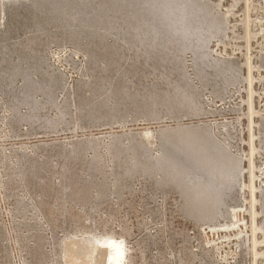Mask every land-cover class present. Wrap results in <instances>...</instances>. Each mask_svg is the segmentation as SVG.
Returning a JSON list of instances; mask_svg holds the SVG:
<instances>
[{
  "label": "rangeland",
  "instance_id": "374dc122",
  "mask_svg": "<svg viewBox=\"0 0 264 264\" xmlns=\"http://www.w3.org/2000/svg\"><path fill=\"white\" fill-rule=\"evenodd\" d=\"M6 1L0 0V264H101L102 240L122 242V264H264V0H159L158 3L156 0L146 5L139 0H8V4ZM117 7L122 11L118 15ZM204 11L210 14L207 16ZM154 12L163 13L160 16L164 20L159 14L158 18L154 16ZM199 22L202 27L197 25ZM107 23L112 29L105 26ZM133 24L141 26L135 30ZM198 26L207 29V33ZM199 35L202 38L195 39ZM176 111L185 113L178 115ZM177 129H182L180 135ZM180 140L183 149L184 146L190 149L183 152V175L173 174L169 179L160 170L163 168L160 161L166 148ZM192 150L198 154L190 153ZM208 165L212 169L207 171ZM192 166L199 174L203 170L204 175H199ZM209 174L217 177L216 181ZM205 182L208 184L204 185ZM76 254L78 257L73 256Z\"/></svg>",
  "mask_w": 264,
  "mask_h": 264
},
{
  "label": "bare ground",
  "instance_id": "6f19581e",
  "mask_svg": "<svg viewBox=\"0 0 264 264\" xmlns=\"http://www.w3.org/2000/svg\"><path fill=\"white\" fill-rule=\"evenodd\" d=\"M3 1H4V0H3ZM5 1H6V0H5ZM7 1H8V0H7ZM7 1H6V3H7ZM16 1H17V0H16ZM46 1H47V0H46ZM49 1H51V0H49ZM53 1H54V0H53ZM55 1H56V0H55ZM59 1H61V0H59ZM63 1H64V0H63ZM68 1H69V0H68ZM94 1H95V0H94ZM116 1L118 2V0H116ZM116 1H114V3H115ZM121 1H122V0H121ZM124 1H125V0H124ZM129 1H130V0H129ZM132 1H133V0H132ZM139 1H141V2L144 3L145 5H146V4H153L154 1L156 2V0H139ZM161 1H162V0H161ZM161 1H160V2H161ZM163 1H166V0H163ZM167 1H168V0H167ZM167 1H166V2H167ZM175 1H176V0H175ZM179 1H181V0H179ZM12 2H13V1H12ZM14 2H15V1H14ZM17 2H18V1H17ZM17 2H16V3H17ZM64 2H65V1H64ZM72 2H73V1H72ZM76 2H77V1H76ZM85 2H86V1H85ZM91 2H92V0H91ZM107 2H108V0H107ZM110 2H111V1H110ZM117 2H116V4H117ZM126 2H127V0H126ZM141 2H140V3H141ZM158 2H159V0L157 1V3H158ZM177 2H178V1H177ZM177 2H176V4H178ZM2 3H3V2H2ZM6 3H5V4H6ZM54 3H55V2H54ZM54 3H53V4H54ZM86 3H87V2H86ZM101 3H102V2H101ZM129 3H130V2H129ZM136 3H137V1H136ZM163 3H165V2H163ZM163 3H160V4H163ZM172 3H173V1H172ZM172 3H171V4H172ZM179 3H180V2H179ZM7 4H8V3H7ZM25 4H26V3H25ZM31 4H32V3H31ZM55 4H56V3H55ZM57 4H58V3H57ZM59 4H60V3H59ZM59 4H58V6H59ZM84 4H85V3H84ZM99 4H100V3H99ZM105 4H107V3H104L103 5H105ZM112 4H113V3H112ZM116 4H115V5H116ZM119 4H120V2H119ZM121 4L124 6L123 3H121ZM131 4H132V3H131ZM171 4H169V6H170ZM183 4H184V3H183ZM192 4H193V3H191V5H192ZM197 4H198V3H197ZM3 5H4V4H3ZM14 5H15V3H14ZM50 5H51V4H50ZM67 5H68V3H67ZM67 5H66V7H67ZM88 5H89V4H88ZM90 5H91V4H90ZM90 5H89V6H90ZM113 5H114V4H113ZM127 5H128V4H127ZM136 5H137V7H139L138 4H135L134 6H136ZM139 5H140V4H139ZM164 5H166V4H164ZM174 5H175V2H174V4L171 5V6H174ZM193 5H194V4H193ZM193 5H192V6H193ZM202 5H203V4H202ZM37 6H38V5H37ZM70 6H72V4H71ZM73 6H74V5H73ZM75 6H76V5H75ZM79 6H81V1H80V5H79ZM82 6H83V5H82ZM100 6H102V4H101ZM105 6H106V5H105ZM147 6H148V7H149V6L151 7V5H147ZM154 6H155V5H154ZM154 6H153V7H154ZM156 6H158V5H156ZM156 6H155V7H156ZM177 6H178V5H177ZM194 6H196V4H195ZM198 6H199V4H198ZM204 6H205V5H204ZM18 7H19V6H18ZM39 7H40V6H39ZM51 7H52V6H51ZM51 7H50V9H51ZM55 7H56V6H55ZM64 7H65V6H64ZM68 7H69V6H68ZM77 7H78V6H77ZM84 7H87V6H84ZM90 7H91V6H90ZM109 7H111V6H109ZM109 7H107V8L109 9ZM119 7H120V6H119ZM119 7H117V9H118ZM124 7H126V5H125ZM128 7H129V6H128ZM130 7H131V6H130ZM140 7H143V6H140ZM163 7H164V6H163ZM165 7H166V6H165ZM179 7H180V6H179ZM186 7H187V6H186ZM206 7H207V6H206ZM206 7H205V8H206ZM2 8H3V7H2ZM9 8H11V7H9ZM42 8H43V7H42ZM45 8H46V7H45ZM81 8H82V7H81ZM87 8H88V7H87ZM87 8H86V9H87ZM92 8H93V7H92ZM98 8H99V7H98ZM101 8H102V7H101ZM104 8H106V7H104ZM156 8H157V7H156ZM158 8H159V7H158ZM158 8H157V9H158ZM173 8H174V7H173ZM176 8H177V7H176ZM176 8H175V9H176ZM187 8H188V7H187ZM195 8H197V7H195ZM207 8H208V7H207ZM24 9H25V8H24ZM57 9H58V8H57ZM64 9H65V8H64ZM67 9H68V8H67ZM69 9H70V8H69ZM79 9H80V8H79ZM95 9H97V8H95ZM114 9H116V8H114ZM121 9H122V8H121ZM125 9H126V8H125ZM142 9H143V8H142ZM160 9H161V8H159V11H160ZM162 9H163V8H162ZM177 9H178V8H177ZM180 9H181V8H180ZM197 9H199V8H197ZM55 10H56V9H55ZM65 10H66V9H65ZM102 10H103V9H102ZM102 10H101V11H102ZM105 10H106V9H105ZM127 10H128V9H127ZM127 10H125V11H127ZM129 10H130V9H129ZM132 10H133V9H132ZM138 10H139V9H138ZM148 10H149V9H148ZM165 10L167 11L168 9H165ZM165 10H164V11H165ZM173 10H174V9H173ZM189 10H191V9L189 8ZM194 10H195V9H194ZM204 10H205V9H204ZM11 11H13V10H11ZM48 11H49V10H48ZM58 11H59V10H58ZM61 11H62V9H61ZM71 11H72V10H71ZM80 11H81V10H80ZM80 11H79V12H80ZM83 11H84V10H83ZM85 11H86V13H87L88 10H85ZM93 11H94V10H93ZM97 11H98V10H96V12H97ZM118 11H119V12H118L116 15H118L119 13L122 12V11L119 10V9H118ZM120 11H121V12H120ZM139 11H140V10H139ZM161 11H162V10H161ZM164 11H162V12L165 14ZM170 11H171V10H170ZM174 11H175V10H174ZM182 11L185 12L184 10H182ZM195 11H196V10H195ZM197 11H199V10H197ZM34 12H35V11H34ZM46 12H47V11H46ZM64 12H65V11H64ZM67 12H68V11H67ZM79 12H78V13H79ZM98 12H99V11H98ZM104 12H105V11H104ZM109 12H110V10H109ZM109 12H108V13H109ZM128 12H129V11H128ZM128 12H127V13H128ZM130 12H131V11H130ZM130 12H129V13H130ZM134 12H135V11H134ZM146 12H147V11H146ZM157 12H158V11H157ZM179 12H180V11H179ZM189 12H190V11H189ZM192 12H193V11H192ZM204 12H206V11H204ZM41 13H42V12H40V14H41ZM56 13H57V12H56ZM59 13H60V12H59ZM81 13H82V12H81ZM90 13L92 14V12H90ZM99 13H100V12H99ZM106 13H107V11H106ZM106 13H104V14L106 15ZM108 13H107V14H108ZM113 13L115 14V12H113ZM113 13H112V14H113ZM131 13H132V12H131ZM163 13H162V14H163ZM170 13H171V12H169V14H170ZM187 13H188V12H185L184 15L187 16ZM199 13H201V11H199ZM199 13H198V14H199ZM48 14H49V13H48ZM61 14H62V13H61ZM71 14H72V13H71ZM74 14H75V13H73V15H74ZM87 14H89V12H88ZM102 14H103V13H102ZM114 14H113V15H114ZM135 14H136V13H135ZM139 14H140V13H138V15H139ZM143 14H144V13H143ZM148 14H151V13H148ZM158 14H159V13H158ZM158 14H156V13L154 12L153 15L157 17ZM160 14H161V13H160ZM160 14H159V16H160ZM162 14H161V15H162ZM166 14H167V13H166ZM181 14H182V13H181ZM192 14H193V13H192ZM208 14H210V13L208 12ZM208 14H207V12H206V15H207V16H208ZM42 15H45V14L42 13ZM64 15H65V14H64ZM79 15H81V14L79 13ZM94 15H95V12H94ZM125 15H128V14H125ZM125 15H124V16H125ZM146 15H147V14H146ZM172 15H173V14H172ZM174 15H175V14H174ZM174 15H173V16H174ZM182 15H183V14H182ZM184 15H183V16H184ZM206 15H205V16H206ZM81 16H82V15H81ZM87 16H88V15H87ZM87 16H86V17H87ZM96 16H98V15H96ZM102 16H103V15H102ZM114 16H115V15H114ZM132 16H133V15H132ZM134 16H135V15H134ZM134 16H133V18H134ZM139 16H141V14H140ZM143 16H144V15H143ZM150 16H151V15H150ZM150 16H149V17H150ZM159 16H158V17H159ZM175 16H176V15H175ZM178 16H179V15H178ZM188 16H189V15H188ZM188 16H187V17H188ZM190 16H191V14H190ZM193 16H194V18H195L197 15H196V16L193 15ZM203 16H204V15H203ZM207 16H206V17H207ZM212 16H213V15H212ZM62 17H63V16H62ZM65 17H66V16H65ZM67 17H68V16H67ZM89 17H90V16H89ZM89 17H88V18H89ZM91 17H92V16H91ZM91 17H90V18H91ZM93 17H95V16H93ZM104 17H105V16H104ZM116 17H117V16H116ZM116 17H115V19L117 20L118 18H116ZM128 17H129V16H128ZM144 17H146V16H144ZM158 17H157V18H158ZM160 17H162V16H160ZM166 17H167V20H169V19H168V14H167ZM169 17H170V15H169ZM184 17H185V16H184ZM184 17H183V18H184ZM187 17H186V18H187ZM206 17H205V18H206ZM210 17H211V16H210ZM214 17H215V16H214ZM35 18H36V17H35ZM42 18H43V17H42ZM57 18H58V17H57ZM68 18H69V17H68ZM83 18H84V17H83ZM96 18H98V17H96ZM106 18H108V17H106ZM119 18H121V17H119ZM138 18H139V17H137V21H138ZM147 18H148V17H147ZM147 18H146V20L149 19V18H148V19H147ZM162 18H163V17H162ZM173 18H174V17H173ZM181 18H182V17L180 16V19H181ZM190 18L193 19V17H190ZM190 18H189V20H191ZM196 18H198V17H196ZM196 18H195V19H196ZM205 18H204V19H205ZM24 19H25V18H24ZM45 19H46V18H45ZM72 19H73V18H72ZM111 19H113V17L111 18V16H110V20H111ZM115 19H114V21H116ZM121 19H122V18H121ZM121 19H120V20H121ZM129 19H130V18H129ZM135 19H136V18H135ZM135 19H134V20H135ZM159 19H160V18H159ZM171 19H172V18H171ZM171 19H170V22H171ZM174 19H175V18H174ZM199 19H201V18H199ZM202 19H203V18H202ZM207 19H209V18H207ZM25 20H26V19H25ZM32 20H33V19H32ZM32 20H31V21H32ZM35 20H36V19H35ZM48 20H49V19H48ZM75 20H76V19H75ZM99 20H100V18H99ZM103 20H104V19H103ZM103 20H101V21L103 22ZM132 20H133V19H132ZM132 20H131V21H132ZM141 20H142V18H141ZM146 20H144V21L146 22ZM153 20H156V18L153 19ZM153 20H152V21H153ZM163 20H164V18H163ZM163 20H162V21H163ZM165 20H166V19H165ZM183 20H184V22H186L185 19H183ZM187 20H188V19H187ZM193 20H194V19H193ZM28 21H29V19H28ZM69 21H70V20H69ZM72 21H74V20H72ZM91 21H92V19H91ZM91 21H90V22H91ZM95 21H96V20H95ZM97 21H98V20H97ZM101 21H100V23H101ZM104 21H105V20H104ZM112 21H113V20H112ZM114 21H113V23H114ZM124 21H125V20H124ZM124 21H123V22H124ZM127 21H128V20H127ZM127 21H126V22H127ZM137 21H136V22H137ZM144 21H143V22H144ZM148 21H149V20H148ZM176 21H177V20H176ZM207 21H208V20H207ZM107 22H108V20H107ZM109 22H110V21H109ZM118 22H119V21H118ZM123 22H122V23H123ZM126 22H125V24H127ZM133 22H134V21H133ZM140 22H141V21H140ZM143 22H142V23H143ZM145 22H144V25H146V24L148 25V23L146 22V24H145ZM149 22H150V21H149ZM157 22H158V20H157ZM157 22H156V23H157ZM160 22H161V21H160ZM160 22H159V24H160ZM166 22H167V21H166ZM173 22H175V21L173 20ZM188 22H189V21H188ZM188 22L186 23L187 25H188ZM191 22H192V21H191ZM214 22H215V21H214ZM57 23H58V22H57ZM59 23H60V22H59ZM67 23H68V22H67ZM69 23H70V22H69ZM72 23H73V22H72ZM72 23H71V24H72ZM81 23H82V22H81ZM86 23H87V22H86ZM86 23H85V25H86ZM91 23H92V22H91ZM94 23H95V22H94ZM113 23L110 22V24H113ZM119 23H120V22H119ZM128 23H129V22H128ZM138 23H139V22H138ZM153 23H154V22H153ZM168 23H169V22H168ZM168 23H166V24H168ZM177 23H178V22H177ZM196 23H198V22H196ZM196 23H195V24H196ZM208 23H209V22H208ZM83 24H84V22H83ZM89 24H90V23H89ZM108 24H109V23L105 24V26L108 25ZM114 24H115V23H114ZM116 24H117V22H116ZM129 24H130V23H129ZM139 24H140V23H139ZM149 24H150V23H149ZM166 24H165V25H166ZM180 24H181V23H178V24H176V25H177V26H180ZM191 24H192V23H191ZM191 24H190V25H191ZM193 24H194V23H193ZM193 24H192V25H193ZM210 24H212V23H210ZM215 24H216V23H215ZM72 25H73V24H72ZM77 25H78V24H77ZM94 25H95V24H94ZM99 25H101V24H99ZM103 25H104V24H103ZM123 25H124V24H123ZM133 25H134V24H133ZM142 25H143V24H142ZM147 25H146V26H147ZM155 25H156V24H155ZM155 25H154V26H155ZM197 25L201 26V22H199V24H197ZM197 25H195V26H197ZM205 25H206V24H205ZM216 25H217V24H216ZM44 26H45V25H44ZM64 26H65V25H64ZM81 26L83 27V25H81ZM89 26H90V25H89ZM91 26H92V25H91ZM108 26H109V25H108ZM108 26H107V29H108ZM118 26H120V25H118ZM128 26H129V25H128ZM128 26H126V28H127ZM140 26H141V25H140ZM140 26H138V25L136 24V25L133 26V28L136 30V29H138ZM146 26H145V28H146ZM156 26H157V25H156ZM156 26H155V27H156ZM160 26H161V25H160ZM160 26H159V27H160ZM168 26H169V24H168ZM172 26H174V25H172ZM195 26H192V27L195 28ZM199 26H198L197 28H199ZM208 26H209V24H208ZM211 26H212V25H211ZM220 26H221V25H220ZM70 27H71V26H70ZM76 27H78V26H76ZM76 27H75V28H76ZM84 27H85V26H84ZM103 27H104V26H103ZM103 27H102V28H103ZM109 27H110V26H109ZM116 27H117V26H116ZM123 27H124V26H123ZM143 27H144V26H143ZM147 27H148V26H147ZM150 27H151V26H150ZM161 27H162V26H161ZM170 27H171V24H170ZM170 27H169V28H170ZM187 27H188V26H187ZM187 27H186V28H187ZM189 27H190V26H189ZM201 27H202V26H201ZM209 27H210V26H209ZM214 27H215V25H214ZM217 27H218V26H217ZM64 28H65V27H64ZM67 28H68V27H67ZM72 28H73V26H72ZM87 28H89V27H87ZM91 28H92V27H91ZM91 28H90V29H91ZM110 28L112 29V26H111ZM124 28H125V27H124ZM126 28H125V29H126ZM167 28H168V27H167ZM180 28H181V27H180ZM211 28H212V27H211ZM20 29H21V28H20ZM25 29H26V28H25ZM27 29H28V28H27ZM40 29H41V28H40ZM40 29H39V30H40ZM51 29H52V28H51ZM83 29H84V28H83ZM93 29H95V26H94ZM116 29H119V27L116 28ZM129 29L131 30L132 28H130V26H129ZM148 29H149V28H148ZM163 29H164V28H163ZM163 29H162V30H163ZM190 29H191V28H190ZM199 29H201V28H199ZM202 29L204 30V28H202ZM202 29H201V30H202ZM37 30H38V29H37ZM37 30H36V31H37ZM85 30H87V29H85ZM102 30H103V29H102ZM108 30H109V29H108ZM108 30H107V31H108ZM119 30H120V29H119ZM142 30H143V29H142ZM142 30H141V32H142ZM145 30H146V29H145ZM151 30H152V29H151ZM156 30H157V29H156ZM160 30H161V28H160ZM173 30H174V29H173ZM177 30H178V32H179V29H177ZM180 30H182V29H180ZM183 30H184V29H183ZM188 30H189V29H188ZM193 30H194V29H193ZM74 31H75V30H74ZM100 31H101V30H100ZM113 31H115V30H112V32H113ZM117 31H118V30H117ZM117 31H116V35H118V34H117ZM128 31H129V30H128ZM131 31H132V30H131ZM165 31H166V30H165ZM190 31H191V30H190ZM204 31L206 32L207 29L204 30ZM208 31H209V28H208ZM213 31H214V30H213ZM218 31H219V30H218ZM62 32H63V31H62ZM141 32H140V33H141ZM143 32H144V31H143ZM145 32H146V31H145ZM151 32H153V31H151ZM163 32H164V31H163ZM178 32H176V33H178ZM195 32H198V31H195ZM205 32H204V35H206ZM15 33H16V32H15ZM87 33H88V32H87ZM90 33H91V32H90ZM107 33H108V32H107ZM110 33H111V31H110ZM114 33H115V32H114ZM133 33H134V32H133ZM137 33H138V31H137ZM137 33H136V34H137ZM148 33H149V32H148ZM158 33H159V32H158ZM164 33H165V32H164ZM166 33H167V32H166ZM166 33H165V34H166ZM171 33H172V32H171ZM180 33H181V32H180ZM184 33L186 34V32H183V35H184ZM189 33H190V32L187 33L189 36L192 35V34H189ZM201 33H203V32H201ZM201 33H199V34H201ZM206 33H207V32H206ZM208 33H209V32H208ZM47 34H48V33H47ZM94 34H95V33H94ZM120 34H121V33H120ZM141 34H142V33H141ZM141 34H140V35H141ZM159 34H160V33H159ZM168 34H169V31H168ZM181 34H182V33H181ZM193 34L195 35L196 33L193 32ZM215 34H216V33H215ZM71 35H72V34H71ZM83 35H84V34H83ZM105 35H106V34H105ZM107 35H108V34H107ZM128 35H129V34H128ZM128 35H127V36H128ZM132 35L134 36V34H132ZM132 35H131V37H132ZM163 35H164V34H163ZM166 35H167V34H166ZM170 35H171V37H172L173 34H170ZM196 35H197V34H196ZM208 35H209V34H208ZM39 36H40V35H39ZM101 36H102V35H101ZM127 36H126V37H127ZM161 36H162V35H161ZM177 36H178V35H177ZM180 36H181V35H180ZM201 36H202V35L196 36L195 39L198 38V37H201ZM206 36H207V35H206ZM206 36H205V37H206ZM16 37H17V36H16ZM87 37H88V36H87ZM99 37H100V36H99ZM104 37H105V36H104ZM106 37H107V36H106ZM106 37H105V38H106ZM113 37H114V36H113ZM136 37H137V36H136ZM143 37H144V36H143ZM151 37H152V35H151ZM153 37H154V36H153ZM178 37H179V36H178ZM181 37H182V36H181ZM181 37H179V38L181 39ZM192 37H194V36H191V38H192ZM50 38H51V37H50ZM109 38H110V37H109ZM120 38H122V37H120ZM145 38L147 39V37H145ZM148 38H149V37H148ZM154 38H155V37H154ZM154 38H152V39H154ZM164 38H165V37H164ZM168 38H169V37H168ZM173 38H175V36H174ZM173 38H172V40H173ZM187 38H188V37H186V39H187ZM201 38H202V37H201ZM201 38H199V39H201ZM211 38H212V37H211ZM34 39H35V38H34ZM101 39L103 40V38H101ZM126 39H127V38H126ZM137 39H138V38H137ZM143 39H144V38H143ZM146 39H145V40H146ZM159 39H160V38H159ZM177 39H178V38H177ZM177 39H175V41H176ZM180 39H179V40H180ZM188 39H189V38H188ZM188 39H187V40H188ZM205 39H206V38H205ZM205 39H204V42H203V43H205V41H207V40H205ZM9 40H10V39H9ZM26 40H27V39H26ZM71 40H73V39H71ZM104 40H105V39H104ZM112 40H113V38H112ZM123 40H125V39H123ZM129 40L131 41V39H129ZM138 40H142V38H141V39H138ZM156 40H157V39H156ZM193 40H194V38H193ZM77 41H78V40H77ZM116 41H117V40H116ZM120 41H121V39H120ZM151 41H152V40H151ZM157 41H158V40H157ZM199 41H202V39L199 40ZM36 42H37V41H36ZM43 42H44V41H43ZM73 42H74V41H73ZM105 42H106V41H105ZM114 42H115V41H114ZM139 42H140V41H139ZM143 42H144V41H143ZM145 42L148 43L147 41H145ZM153 42H154V41H153ZM155 42H156V41H155ZM165 42H170V41H165ZM165 42H164V43H165ZM172 42H174V41H171V44H172ZM177 42H178V40H177ZM189 42H190V41H189ZM76 43H77V42H76ZM78 43H79V42H78ZM102 43H103V42H102ZM160 43H161V42H160ZM174 43H175V42H174ZM179 43H180V42H179ZM186 43H187V42H186ZM196 43H197V42H196ZM87 44H88V43H87ZM148 44H149V43H148ZM152 44H154V43H152ZM157 44H158V42H157ZM162 44H163V43H162ZM162 44H161V45H162ZM165 44H166V43H165ZM171 44H170V45H171ZM15 45H16V44H15ZM30 45H31V44H30ZM46 45H47V44H46ZM89 45H90V44H89ZM114 45H115V44H114ZM117 45H118V44H117ZM128 45H129V44H128ZM138 45H139V44H138ZM176 45H177V44H176ZM188 45H189V44H188ZM192 45H193V44H192ZM198 45H199V44H198ZM203 45H204V44H203ZM84 46H85V45H84ZM100 46H101V45H100ZM110 46L112 47V45H110ZM110 46H109V47H110ZM125 46H126V45H125ZM133 46H135V45L133 44L132 47H133ZM139 46H140V45H139ZM154 46H155V45H154ZM164 46H166V45H164ZM167 46H168V45H167ZM179 46H180V45H179ZM185 46H186V45H185ZM193 46H194V45H193ZM199 46H202V45H199ZM24 47H25V45H24ZM33 47H34V46H33ZM88 47H89V46H88ZM93 47H94V46H93ZM101 47H103V46H101ZM105 47H106V46H105ZM115 47H116V46H115ZM140 47H141V46H140ZM157 47H158V46H157ZM157 47H156V49H157ZM175 47H176V46H175ZM183 47H184V46H183ZM183 47H182V48H183ZM186 47L189 48V46H186ZM190 47H191V46H190ZM204 47H205V46H203V48H204ZM107 48H108V47H107ZM135 48H136V47H135ZM152 48H153V47H152ZM160 48H161V47H160ZM172 48H173V46H172ZM201 48H202V47H201ZM109 49H110V48H109ZM142 49H143V48H142ZM153 49H154V48H153ZM168 49H169V48H168ZM170 49H171V48H170ZM30 50H32V49H30ZM36 50H37V49H36ZM112 50H113V49H111V51H112ZM117 50H118V49H117ZM120 50H121V49H120ZM148 50H149V49H148ZM151 50H152V49H151ZM162 50H163V48H162ZM172 50H173V49H172ZM188 50H189V49H188ZM203 50H204V49H203ZM104 51H105V50H104ZM125 51H126V49H125ZM153 51H154V50H153ZM155 51H156V50H155ZM169 51H170V50H169ZM189 51H191V50H189ZM201 51H202V50H201ZM102 52H103V50H102ZM120 52H121V51H120ZM140 52H141V51H140ZM183 52H184V51H183ZM185 52H186V51H185ZM191 52H192V51H191ZM30 53H31V52H30ZM145 53H146V52H145ZM157 53H158V52H157ZM160 53H162V52H160ZM167 53H168V52H167ZM174 53H175V52H174ZM193 53H194V52H193ZM12 54H13V53H12ZM103 54H104V52H103ZM135 54H137V52H136ZM148 54H149V52H148ZM172 54H173V53H172ZM201 54H202V52H201ZM22 55H23V54H22ZM115 55H116V54H115ZM121 55H122V54H121ZM142 55H143V53H142ZM144 55H146V54H144ZM167 55H168V54H167ZM170 55H171V54H170ZM175 55H176V54H175ZM203 55H204V53H203ZM23 56H24V55H23ZM91 56H92V55H91ZM132 56H134V55H132ZM154 56H155V55H154ZM163 56H164V55H163ZM191 56H193V55H191ZM194 56H196V55H194ZM198 56H199V55H198ZM88 57H89V56H88ZM112 57H113V56H112ZM128 57H129V56H128ZM130 57H131V56H130ZM142 57H143V56H142ZM155 57H156V56H155ZM166 57H167V56H166ZM24 58H25V57H24ZM31 58H32V57H31ZM31 58H30V59H31ZM35 58H36V56H35ZM124 58H125V57H124ZM161 58H162V57H161ZM164 58H165V57H164ZM164 58H163V59H164ZM175 58H176V57H175ZM205 58H206V57H205ZM16 59H17V58H16ZM117 59H118V58H117ZM135 59H136V58H135ZM145 59H146V58H145ZM176 59H177V58H176ZM153 60H154V59H153ZM177 60H179V59H177ZM182 60H183V59H182ZM203 60H204V59H203ZM1 61H2V60H1ZM22 61H23V60H22ZM108 61H109V60H108ZM111 61H112V60H111ZM111 61H109V63H110ZM128 61H129V60H128ZM179 61H180V60H179ZM195 61H196V60H195ZM201 61H202V60H201ZM211 61H212V59H211ZM104 62H105V61H104ZM106 62H107V61H106ZM124 62H125V61H124ZM129 62H131V61H129ZM134 62H135V61H134ZM136 62H137V60H136ZM136 62H135V63H136ZM168 62H169V61H168ZM180 62H181V61H180ZM162 63H164V62L162 61ZM175 63H176V62H175ZM12 64H13V63H12ZM117 64H118V63H117ZM164 64H165V63H164ZM192 64H193V63H192ZM192 64H191V65H192ZM217 64H218V63H217ZM220 64H221V63H220ZM225 65H226V64H224V66H225ZM44 66H45V65H44ZM87 66H88V65H87ZM91 66H93V65H91ZM91 66H90V67H91ZM95 66H96V65H95ZM105 66H107V65H105ZM126 66H127V65H126ZM131 66H132V65H131ZM174 66H175V65H174ZM192 66H193V65H192ZM199 66H201V64H199ZM203 66H204V65H203ZM216 66H218V65H216ZM222 66H223V65H222ZM227 66H228V65H227ZM9 67H10V66H9ZM25 67H26V66H25ZM103 67H104V66H103ZM107 67H108V66H107ZM117 67H118V65H117ZM127 67H128V66H127ZM229 67H230V66H229ZM128 68H129V67H128ZM182 68H183V67H182ZM193 68H194V67H193ZM12 69H13V67H12ZM49 69H50V68H49ZM95 69H97V67H96ZM117 69H118V68H117ZM150 69H151V67H150ZM169 69H170V68H169ZM178 69H179V68H178ZM206 69H208V68H206ZM221 69H222V68H221ZM223 69H224V68H223ZM46 70H48V69H46ZM99 70H101V69L99 68ZM174 70H175V69H174ZM216 70H217V69H216ZM232 70H233V69H232ZM232 70H231V71H232ZM21 71H22V69H21ZM88 71H89V70H88ZM101 71H102V70H101ZM115 71H117V70H115ZM133 71H134V70H133ZM135 71H136V70H135ZM135 71H134V72H135ZM178 71H179V70H178ZM183 71H184V69H183ZM229 71H230V69H229ZM1 72H2V69H1ZM16 72H17V70H16ZM16 72H15V73H16ZM27 72H28V71H27ZM91 72H92V71H91ZM216 72H217V71H216ZM5 73H8V72H5ZM10 73H11V72H10ZM99 73H100V72H99ZM101 73H102V72H101ZM105 73H106V72H105ZM126 73H127V72H126ZM131 73H132V72H131ZM159 73H160V72H159ZM226 73H227V72H226ZM233 73H234V71H233ZM0 74H1V73H0ZM11 74H12V73H11ZM28 74H29V73H28ZM123 74H125V73H123ZM134 74H135V73H134ZM182 74H183V73H182ZM186 74H187V73H186ZM205 74H206V73H205ZM228 74H229V73H228ZM97 75H98V74H97ZM125 75H126V74H125ZM127 75H128V74H127ZM207 75H208V74H207ZM231 75H232V74H231ZM20 76H21V74H20ZM24 76H25V75H24ZM9 77H11V76H9ZM18 77H19V76H18ZM26 77H28V76H26ZM26 77H25V79H26ZM103 77H105V75H104ZM159 77H160V76H159ZM16 78H17V77H16ZM16 78H15V79H16ZM21 78H22V77H21ZM29 78H30V77H29ZM93 78L95 79V77H93ZM121 78H122V77H121ZM166 78H167V77H166ZM183 78H184V76H183ZM212 78H213V77H212ZM222 78H223V77H222ZM35 79H36V78H35ZM35 79H34V80H35ZM49 79H50V78H49ZM89 79H90V78H89ZM94 79H93V80H94ZM160 79H161V78H160ZM217 79H218V78H217ZM2 80H3V79H2ZM4 80H5V79H4ZM6 80H7V79H6ZM9 80H10V79H9ZM13 80H14V79H13ZM27 80H29V79H27ZM54 80H55V78H54ZM98 80H99V79H98ZM106 80H107V79H106ZM108 80H109V79H108ZM116 80H117V79H116ZM187 80L189 81V79H187ZM223 80H225V79H223ZM45 81H46V80H45ZM228 81H229V80H227V82H228ZM230 81H231V80H230ZM24 82H27V81H24ZM30 82H31V80H30ZM43 82H44V81H43ZM100 82H101V81H100ZM102 82H103V81H102ZM189 82H190V81H189ZM207 82H209V81H207ZM215 82H216V81H215ZM2 83H3V82H2ZM46 83H47V82H46ZM53 83H54V82H53ZM128 83H130V82L128 81ZM131 83H132V82H131ZM137 83H138V82H137ZM163 83H164V81H163ZM224 83H225V82H224ZM12 84H13V83H12ZM12 84H11V85H12ZM24 84H25V83H24ZM27 84L29 85V84H31V83H28V82H27ZM41 84H42V82H41ZM48 84H49V83H48ZM48 84H47V85H48ZM51 84H52V83H51ZM87 84H88V83H87ZM96 84H98V82H96ZM110 84H111V83H110ZM140 84H141V83H140ZM140 84H139V85H140ZM149 84H150V83H149ZM36 85L38 86L39 84H36ZM168 85H169V84H168ZM168 85H167V86H168ZM186 85H187V84H186ZM216 85H217V84H216ZM216 85H214V86H216ZM22 86H23V85H22ZM26 86H27V85H26ZM173 86H174V85H173ZM188 86H189V85H188ZM217 86H218V85H217ZM16 87H18V86H16ZM24 87H25V86H24ZM44 87H45V86H44ZM93 87H94V86H93ZM169 87H170V86H169ZM25 88H26V87H25ZM29 88H30V87H29ZM29 88H28V89H29ZM36 88H37V87H36ZM54 88H55V87H54ZM98 88H99V87H98ZM100 88H101V87H100ZM109 88H110V87H109ZM114 88H115V87H114ZM114 88H112V90H113ZM126 88H127V87H126ZM151 88H152V87H151ZM166 88H167V87H166ZM203 88H204V87H203ZM203 88H202V89H203ZM216 88H217V87H216ZM10 89H11V88H10ZM18 89H19V87H18ZM37 89H38V88H37ZM46 89H47V88H46ZM76 89H77V88H76ZM86 89H87V88H86ZM90 89H91V88H90ZM118 89H119V87H118ZM145 89H146V88H145ZM178 89H179V88H178ZM1 90H2V89H1ZM7 90H8V89H7ZM41 90H42V89H41ZM54 90H56V89H54ZM77 90H78V89H77ZM77 90H75V92H76ZM95 90H96V89H95ZM127 90H128V89H127ZM152 90H153V88H152ZM158 90H159V89H158ZM165 90H166V89H165ZM211 90H212V89H211ZM223 90H224V89H223ZM10 91H11V90H10ZM27 91H28V90H27ZM35 91H36V90H35ZM37 91H38V90H37ZM114 91H115V90H114ZM117 91H118V90H117ZM147 91H148V90H147ZM160 91H162V90H160ZM183 91H184V90H183ZM183 91H182V92H183ZM215 91H217V90H215ZM215 91H214V92H215ZM16 92H17V91H16ZM28 92H29V91H28ZM32 92H33V91H32ZM88 92H89V91H88ZM122 92H123V91H122ZM122 92H121V93H122ZM134 92H135V91H134ZM150 92H151V91H150ZM173 92H174V91H173ZM178 92H179V91H178ZM184 92H185V91H184ZM217 92H218V91H217ZM8 93H9V92H8ZM41 93H42V92H41ZM43 93H44V92H43ZM55 93H56V92H55ZM76 93H78V92H76ZM110 93H111V92H110ZM117 93H119V92H117ZM158 93H160V92H158ZM162 93H163V92H162ZM186 93H187V92H186ZM208 93H209V92H208ZM212 93H213V92H212ZM20 94H21V93H20ZM27 94H28V93H27ZM48 94H49V92H48ZM51 94H52V93H51ZM81 94H82V93H81ZM90 94H91V92H90ZM107 94H109V93H107ZM144 94H145V93H144ZM154 94H155V93H154ZM154 94H153V95H154ZM164 94H166V93H164ZM179 94H180V93H179ZM13 95H14V93H13ZM22 95H23V94H22ZM44 95H45V94H44ZM44 95H43V97H44ZM54 95H55V94H53V97H54ZM98 95H99V94H97V96H98ZM124 95H126V94H124ZM133 95H134V94H133ZM148 95H149V94H148ZM173 95H174V94H173ZM182 95H183V94H182ZM218 95H219V92H218ZM33 96H34V95H33ZM93 96H94V94H93ZM97 96H96V97H97ZM107 96H108V95H107ZM107 96H106V97H107ZM113 96H114V95H113ZM115 96H116V95H115ZM134 96H135V95H134ZM134 96H133V97H134ZM136 96H137V95H136ZM151 96H152V95H150V97H151ZM161 96H162V95H161ZM168 96H169V95H168ZM175 96H176V95H175ZM180 96H181V95H180ZM186 96H187V95H186ZM189 96H190V95H189ZM189 96H188V97H189ZM12 97H13V96H12ZM15 97H16V96H15ZM30 97H31V96H30ZM46 97H47V96H46ZM74 97H75V96H74ZM77 97H78V96H77ZM79 97H80V96H79ZM140 97H141V96H139V98H140ZM164 97H165V96H164ZM182 97H183V96H182ZM184 97H185V96H184ZM188 97H187V98H188ZM191 97H192V94H191ZM18 98H19V97H18ZM23 98H24V97H23ZM23 98H22V99H23ZM47 98H48V97H47ZM93 98H94V97H93ZM107 98H108V97H107ZM107 98H106V99H107ZM112 98H113V97H112ZM141 98H142V97H141ZM154 98H155V97H154ZM162 98H163V97H162ZM174 98H175V97H174ZM179 98H180V97H179ZM179 98H178V99H179ZM197 98H198V97H197ZM6 99H7V98H6ZM13 99H14V98H13ZM32 99H33V98H32ZM49 99H52V97L49 98ZM75 99L77 100V98H75ZM80 99H82V98H80ZM106 99H105V101H106ZM109 99H110V98H109ZM127 99H128V98H127ZM127 99H126V101H127ZM134 99H135V98H134ZM152 99H153V98H152ZM159 99H160V98H159ZM180 99H181V98H180ZM190 99H192V98H190ZM198 99H199V98H198ZM11 100H12V99H11ZM25 100H26V99H25ZM107 100H108V99H107ZM111 100H112V99H111ZM132 100H133V99H132ZM143 100H144V99H143ZM147 100H148V99H147ZM149 100H150V99H149ZM156 100H157V99H156ZM171 100H172V99H171ZM175 100H176V99H175ZM16 101H17V100H15V102H16ZM19 101H20V100H19ZM29 101H30V100H29ZM31 101H32V100H31ZM100 101H101V100H100ZM108 101H109V100H108ZM150 101H151V100H150ZM152 101H153V100H152ZM154 101H155V99H154ZM166 101H168V100H166ZM172 101H173V100H172ZM182 101H183V100H182ZM48 102H49V101H48ZM53 102H54V101H53ZM84 102H85V101H84ZM113 102H114V100H113ZM133 102H134V101H133ZM142 102H143V101H142ZM163 102H164V101H163ZM187 102H188V101H187ZM189 102H190V101H189ZM196 102H197V101H196ZM21 103H22V102H21ZM49 103H50V102H49ZM108 103H109V102H108ZM135 103H136V102H135ZM149 103H150V102H149ZM153 103H154V102H153ZM168 103H169V102H168ZM175 103H176V102H175ZM185 103H186V102H185ZM36 104H37V103H35V105H36ZM42 104H43V103H42ZM82 104H83V103H82ZM101 104H103V102H102ZM101 104H100V105H101ZM121 104H122V103H121ZM125 104H126V103H125ZM129 104H130V103H129ZM137 104H138V103H137ZM142 104H143V103H142ZM142 104H141V105H142ZM166 104H167V103H166ZM180 104H181V103H180ZM193 104H194V103H193ZM18 105H19V104H18ZM29 105H30V104H29ZM44 105H45V104H44ZM53 105H54V104H53ZM103 105H105V104H103ZM106 105H107V104H106ZM112 105H113V103H112ZM112 105H111V106H112ZM117 105H118V104H117ZM163 105H164V104H162L161 106H163ZM169 105H170V104H169ZM173 105H174V104H173ZM177 105H178V101H177ZM187 105H189V104H187ZM197 105H198V104H197ZM27 106H28V105H27ZM45 106H46V105H45ZM51 106H52V104H51ZM114 106H115V105H114ZM118 106H119V105H118ZM122 106H123V105H122ZM124 106H125V105H124ZM132 106H133V103H132ZM134 106H135V105H134ZM142 106H144V105H142ZM165 106H166V105H165ZM165 106H163V107H165ZM171 106H172V103H171ZM179 106H180V105H179ZM189 106H190V105H189ZM11 107H12V105H11ZM59 107H60V106H59ZM64 107H65V106H64ZM66 107H67V106H66ZM97 107H98V106H97ZM107 107H108V106H107ZM180 107H181V106H180ZM182 107H183V106H182ZM190 107H191V106H190ZM195 107H197V106H195ZM199 107H200V106H199ZM9 108H10V107H9ZM14 108H15V107H14ZM42 108H43V107H42ZM98 108H99V107H98ZM104 108H106V106H105ZM111 108L113 109V107H111ZM122 108H123V107H122ZM126 108H127V106H126ZM148 108H149V107H148ZM173 108H174V106H173ZM173 108H172V109H173ZM177 108H178V106H177ZM12 109H13V108H12ZM61 109H62V108H61ZM90 109H91V108H90ZM90 109H89V110H90ZM101 109H102V108H101ZM131 109H132V108H131ZM138 109H139V108H138ZM144 109H145V108H144ZM165 109H166V107H165ZM186 109H187V108H186ZM186 109H185V110H186ZM188 109H189V108H188ZM27 110H28V109H27ZM113 110L115 111V109H113ZM117 110H118V109H117ZM124 110H125V109H124ZM124 110H123V111H124ZM152 110H153V109H152ZM155 110H156V109H155ZM170 110H171V109H170ZM177 110H179V109H177ZM13 111H14V109H13ZM16 111H17V110H16ZM36 111H37V110H36ZM36 111H35V112H36ZM105 111H106V110H105ZM105 111H104V112H105ZM107 111H108V110H107ZM148 111H149V110H148ZM163 111H166V110H163ZM167 111H168V110H167ZM187 111H189V110H187ZM26 112H27V111H26ZM57 112H58V111H57ZM120 112H121V111H120ZM125 112H126V111H125ZM133 112H134V111H133ZM133 112H132V113H133ZM139 112H140V110H139ZM155 112H156V111H155ZM169 112H170V111H169ZM176 112H177V111H176ZM178 112L180 113L181 111H178ZM178 112H177V113H178ZM183 112L185 113V111H183ZM183 112H182V113H183ZM193 112H194V111H193ZM85 113H86V112H85ZM110 113H111V112H110ZM112 113H114V112H112ZM115 113H117V112H115ZM118 113H119V110H118ZM121 113H122V112H121ZM126 113H127V112H126ZM134 113H135V112H134ZM171 113H173V111H172ZM171 113H170V114H171ZM179 113H178V115H179ZM182 113H180V114H182ZM16 114H17V113H16ZM38 114H39V113H38ZM87 114H88V112H87ZM87 114H86V115H87ZM103 114H104V113H103ZM107 114H108V112H107ZM139 114H141V113H139ZM164 114H165V113H164ZM189 114H190V113H189ZM191 114H192V113H191ZM29 115H30V112H29ZM57 115H58V114H57ZM84 115H85V114H84ZM112 115H113V114H112ZM115 115L117 116V114H115ZM123 115H124V114H123ZM125 115H126V114H125ZM148 115H149V114H148ZM173 115H175V114L173 113ZM173 115H172V116H173ZM187 115H188V114H187ZM16 116H18V115H16ZM26 116H27V115H26ZM58 116H59V115H58ZM66 116H68V115H66ZM66 116L64 115V117H66ZM90 116H91V115H90ZM150 116H151V115H150ZM153 116H154V111H153ZM158 116H159V115H158ZM184 116H185V115H184ZM22 117H23V116H22ZM50 117H51V116H50ZM99 117H100V116H99ZM109 117H111V115H110ZM185 117H186V116H185ZM30 118H31V117H30ZM33 118H35V117H33ZM81 118H82V117H81ZM81 118H80V119H81ZM91 118H92V116H91ZM154 118H155V116H154ZM157 118H158V117H157ZM12 119H13V118H12ZM41 119H43V118L41 117ZM50 119H51V118H50ZM101 119H102V118H101ZM101 119H100V120H101ZM112 119H113V117H112ZM155 119H156V118H155ZM34 120H35V123H37V122H36V119H34ZM44 120H45V119H44ZM47 120H48V119H47ZM55 120H56V119H55ZM60 120H61V118H60ZM77 120H79V119L77 118ZM84 120H85V119H84ZM110 120H111V119H110ZM180 120H181V119H180ZM21 121H22V120H21ZM21 121H20V122H21ZM57 121H58V120H57ZM57 121H56V122H57ZM90 121H91V120H90ZM95 121H96V120H95ZM16 122H17V124H18V120H17ZM27 122H28V120H27ZM43 122L45 123V121H43ZM51 122H53V120H52ZM61 122H62V121H61ZM61 122H60V124H62ZM14 123H15V121H14ZM32 123L34 124V122H32ZM44 123H43V124H44ZM54 123H55V122H54ZM67 123H68V122H67ZM65 124H66V123H65ZM95 124H96V123H95ZM19 125H20V123H19ZM28 125H29V124H28ZM28 125H27V126H28ZM40 125H41V124H40ZM46 125H47V124H46ZM87 125H88V124H87ZM263 125H264V124H262V126H263ZM195 126H196V124H195ZM195 126H194V127H195ZM28 127H29V126H28ZM52 127H54V125H52ZM17 128H18V127H17ZM36 128H37V127H36ZM38 128H39V127H38ZM38 128H37V129H38ZM43 128H44V127H43ZM43 128H42V129H43ZM175 128H176V127H175ZM177 128H178V127H177ZM185 128H186V127H185ZM262 128H264V127H262ZM42 129H41V130H42ZM166 129H167V128H166ZM194 129H195V128H194ZM38 130H39V129H38ZM45 130H46V129H45ZM49 130H50V128H49ZM162 130H163V129H162ZM170 130H171V129H170ZM177 130H179V129H177ZM181 130H182V129H181ZM181 130H179V133H178L179 135H180V131H181ZM188 130H189V129H188ZM263 130H264V129H263ZM160 131H161V130H160ZM160 131H159V132H160ZM165 131H166V130H165ZM183 131H184V130H183ZM199 131H201V130H199ZM161 132H162V131H161ZM163 132H164V130H163ZM192 132H193V131H192ZM196 132H197V131H196ZM263 133H264V132H263ZM160 134H161V133H160ZM171 134H173V133H171ZM185 134H186V132H185ZM187 134H188V133H187ZM198 134H199V133H198ZM176 135H177V134H176ZM183 135H184V134H183ZM192 135H193V133H192ZM192 135H191V133H190V136H191V137H192ZM207 135H208V134H207ZM184 136H185V135H184ZM159 137L161 138L162 136L160 135ZM172 137H173V135H172ZM178 137H179V136H178ZM198 137H199V136H198ZM157 138H158V136H157ZM180 138H181V137H180ZM187 138H188V137H187ZM163 139H164V138H163ZM173 139H174V138H173ZM176 139H177V138H176ZM209 139H210V138H209ZM229 139H230V137H229ZM161 140H162V139H161ZM185 140L187 141V139H185ZM205 140H206V137H205V139L203 140V142H204ZM194 141H196V140H194ZM169 142H170V141H168V143H169ZM188 142H189V141H188ZM197 142H198V141H197ZM203 142H202V143H203ZM205 142H206V141H205ZM210 142H211V140H210ZM213 142H214V141H213ZM185 143H186V142H185ZM191 143H193V142L191 141ZM207 143H208V142H207ZM207 143H206V144H207ZM121 144H122V143H121ZM169 144H170V143H169ZM186 144H187V143H186ZM198 144H199V143H198ZM208 144H209L208 146L211 145L210 143H208ZM110 145H111V144H110ZM183 145H184V144H183V140H180V141H178V142L176 141V143L171 144V145H170L169 147H167L166 150L163 152V154H162V156H163V157H162V161L159 160V161L162 162V164H163V165L161 164V165L163 166V168L160 169V170L165 171V172L168 174L167 177H168L169 179H170V176H172L173 174H175V175H179V176H177V177H180V175H183V165H184V164H183V156H185V155H183V152L185 151V149H189V148H186L185 146H184V149H183ZM196 145H197V143H196ZM196 145H195V146H196ZM203 145H204V144H203ZM203 145H202V146H203ZM111 146H113V145H111ZM116 146H117V145H116ZM123 146H124V145H123ZM140 146H141V145H140ZM186 146H187V145H186ZM208 146H207V147H208ZM196 147H197V146H196ZM214 147H215V145H214ZM218 147H219V146H218ZM158 148H159V147H158ZM190 148H191V147H190ZM209 148H210V147H209ZM113 149H114V148H113ZM115 149H116V148H115ZM120 149H121V148H120ZM129 149H130V147H129ZM194 149H195V148H194ZM196 149H197V148H196ZM201 149H202V148H201ZM203 149H206V148H203ZM215 149H216V148H215ZM220 149H222V148L220 147ZM223 149H224V147H223ZM226 149H227V148H226ZM117 150H118V149H117ZM189 150H190V149H189ZM189 150H188V151H189ZM207 150H208V149H207ZM209 150H210V149H209ZM212 150H213V149H212ZM90 151H91V150H90ZM106 151H107V150H106ZM162 151H163V149H162ZM202 151H204V150H202ZM205 151H206V150H205ZM217 151H219V150H216V152H217ZM84 152H85V151H84ZM86 152H87V151H86ZM122 152H123V151H122ZM185 152H186V151H185ZM191 152H193V150L190 151V153H191ZM199 152H201V150H199ZM207 152H208V151H207ZM209 152H210V151H209ZM220 152H221V151H220ZM223 152H224V151H223ZM50 153H51V152H50ZM160 153H161V152H160ZM193 153H196V152H193ZM193 153H192V154H193ZM211 153H212V151H211ZM214 153H215V152H214ZM62 154H63V153H62ZM71 154H72V153H71ZM86 154H87V153H86ZM113 154H114V153H113ZM186 154H187V153H186ZM196 154H198V153H196ZM205 154H206V153H205ZM216 154H217V153H216ZM91 155H92V154H91ZM108 155H109V154H108ZM143 155H144V154H143ZM143 155H142V156H143ZM193 155H194V154H193ZM201 155H202V153H201ZM207 155H208V154H207ZM213 155H214V154H213ZM213 155H211V156H213ZM130 156H131V155H130ZM158 156H159V155H158ZM195 156H196V155H195ZM214 156H215V155H214ZM218 156H219V154H218ZM218 156H217V157H218ZM224 156H225V155H224ZM224 156H223V157H224ZM73 157H74V156H73ZM149 157H150V156H149ZM191 157H192V156H191ZM58 158H59V157H58ZM65 158H66V157H65ZM68 158H69V157H68ZM71 158H72V157H71ZM158 158H159V157H158ZM197 158H199V157H197ZM210 158H212V157H210ZM210 158H208V159H210ZM228 158H229V157H228ZM232 158H233V156H232ZM84 159H85V158H84ZM110 159H111V158H110ZM110 159H109V161H110ZM121 159H122V158H121ZM149 159H150V158H149ZM160 159H161V158H160ZM185 159H186V158H185ZM188 159H189V157H188ZM188 159H187V160H188ZM224 159H227V158L225 157ZM233 159H234V158H233ZM92 160H93V159H92ZM187 160H186V162H187ZM203 160H204V159H203ZM203 160H201L202 163H203ZM206 160H207V159H206ZM222 160H223V159H222ZM231 160H232V159H231ZM107 161H108V160H107ZM109 161H108V162H109ZM112 161H113V160H112ZM190 161H192V160L190 159ZM193 161H194V160H193ZM195 161H196V160H195ZM198 161H199V160H198ZM204 161H205V160H204ZM210 161H211V160H210ZM220 161H221V160H220ZM235 161H236V159H235ZM62 162H63V161H62ZM135 162H136V161H135ZM216 162H217V161H216ZM230 162H231V161H230ZM232 162H234V161H232ZM64 163H65V162H64ZM94 163H95V162H94ZM98 163H99V161H98ZM100 163H101V162H100ZM128 163H130V161H129ZM157 163H158V162H157ZM193 163H194V162H193ZM202 163H199V164L202 165ZM207 163H208V162H207ZM211 163H212V162H210L209 164H211ZM225 163H226V160H225ZM227 163H228V162H227ZM234 163H235V162H234ZM83 164H84V163H83ZM89 164H90V163H89ZM109 164H110V163H109ZM115 164H116V163H115ZM188 164H189V163H188ZM194 164H195V163H194ZM213 164H215V163H213ZM213 164H211V165L213 166ZM218 164H219V163H218ZM236 164H237V163H235V165H236ZM63 165H64V164H63ZM87 165H88V164H87ZM110 165H111V164H110ZM129 165H130V164H129ZM151 165H152V164H151ZM157 165H158V164H157ZM186 165H187V164H186ZM186 165H185V166H186ZM201 165H198V166H201ZM203 165H206V163L203 164ZM215 165H216V164H215ZM60 166H61V165H60ZM82 166H83V165H82ZM82 166H81V167H82ZM122 166H123V165H122ZM196 166H197V165H196ZM196 166H195V167H196ZM208 166H209V165H208ZM225 166H227V165H225ZM236 166H237V165H236ZM63 167H64V166H63ZM88 167H89V166H88ZM91 167H93V166L91 165ZM97 167H98V166H97ZM106 167H107V166H106ZM186 167H187V166H186ZM189 167L191 168V166H189ZM203 167H204V166H203ZM205 167H206V166H205ZM205 167H204V168H205ZM72 168H73V167H72ZM99 168H101V167H99ZM108 168H109V167H108ZM152 168H153V167H152ZM192 168H193V166H192ZM216 168H217V166H216ZM231 168H232V167H231ZM86 169H87V167H86ZM113 169H114V168H113ZM193 169H194V168H193ZM202 169H203V168H202ZM205 169H206V168H205ZM209 169H212V167L209 166V168H207V171H208ZM224 169H225V168H224ZM233 169H234V168H233ZM70 170H71V169H70ZM88 170H89V168H88ZM184 170H186V169H184ZM191 170H192V169H191ZM194 170H196V171L198 172V174H199L198 169H194ZM217 170H218V169H217ZM217 170H216V171H217ZM229 170H231V169H229ZM235 170H236V169H235ZM93 171H94V170H93ZM98 171H100V170H98ZM162 171H161V172H162ZM187 171H188V168H187ZM222 171H223V165H222ZM233 171H234V170H233ZM88 172H89V171H88ZM91 172H92V171H91ZM103 172H104V171H103ZM205 172H206V171H205ZM223 172H225V171H223ZM226 172H227V171H226ZM228 172H229V171H228ZM230 172H231V171H230ZM66 173H67V172H66ZM96 173H97V172H96ZM158 173H159V172H158ZM188 173H189V171H188ZM209 173H210V172H209ZM214 173H215V172H214ZM218 173H220V172H218ZM94 174H95V173H94ZM116 174H117V171H116ZM134 174H135V173H134ZM152 174H153V173H152ZM163 174H164V173H163ZM192 174H194V173H192ZM198 174H197V175H198ZM201 174L204 175L203 170H202V173H201ZM201 174H199V175H201ZM207 174H208V172H207ZM216 174H217V173H216ZM230 174H231V173H230ZM230 174H229V175H230ZM97 175H99V174H97ZM102 175H103V174H102ZM110 175H111V174H110ZM110 175H109V176H110ZM159 175H160V174H159ZM188 175H190V174H188ZM197 175H194V177L197 176ZM221 175H222V173H221ZM224 175H225V174H224ZM224 175L221 176V177L223 178ZM99 176H100V175H99ZM122 176H123V174H122ZM201 176H202V175H201ZM205 176H206V173H205ZM207 176H208V175H207ZM209 176H211V175L209 174ZM218 176H219V175H218ZM230 176H231V175H230ZM118 177H119V176H118ZM130 177H131V176H130ZM155 177H157V176H155ZM203 177H204V176H203ZM203 177H202V178H203ZM212 177L214 178V176H211L210 178H212ZM219 177H220V176H219ZM219 177H218V178H219ZM225 177L227 178L228 175L225 176ZM91 178H92V177H91ZM95 178H96V177H95ZM97 178H98V176H97ZM111 178H112V176H111ZM113 178H114V177H113ZM131 178H132V177H131ZM164 178H166V177H164ZM175 178H176V177H175ZM204 178L206 179V177H204ZM210 178H209V179H210ZM226 178H225V181L227 180ZM106 179H107V178H106ZM158 179H159V178H158ZM182 179H183V178H182ZM185 179H186V178H185ZM185 179H184V180H185ZM187 179H188V182H189V178H187ZM214 179H215V178H214ZM216 179H217V177H216ZM216 179H215V181H216ZM230 179H231V178H230ZM91 180H92V179H91ZM198 180H202V179H201V178H198ZM207 180H208V179H207ZM211 180H212V179H211ZM219 180H220V179H219ZM221 180H222V179H221ZM223 180H224V178H223ZM234 180H235V179H234ZM95 181H96V180H95ZM167 181H168V180H167ZM196 181H197V180H196ZM205 181H206V180H205ZM208 181H210V180H208ZM229 181H230V180H229ZM229 181H228V182H229ZM231 181H232V180H231ZM90 182H91V181H90ZM99 182H100V181H99ZM101 182H102V181H101ZM113 182H114V180H113ZM156 182H157V181H156ZM168 182L170 183V181H168ZM197 182H198V181H197ZM202 182H204V179L202 180ZM210 182H211V181H210ZM218 182H219V181H218ZM218 182H217V183H218ZM222 182H223V181H222ZM222 182H221V183H222ZM233 182H234V181H233ZM173 183H174V181H173ZM206 183H207V182H205L204 185H205ZM219 183H220V182H219ZM92 184H93V183H92ZM187 184H188V183H187ZM189 184H190V183H189ZM202 184H203V183H202ZM207 184H208V183H207ZM214 184H215V183H214ZM214 184H213V185H214ZM226 184H228V183H226ZM230 184H231V183H230ZM97 185H98V184H97ZM157 185H158V184H157ZM181 185H182V184H181ZM215 185H216V184H215ZM215 185H214V186H215ZM223 185H224V183H223ZM228 185H229V184H228ZM197 186H198V185H197ZM211 186H212V185H211ZM219 186H220V185H219ZM219 186H217V187L220 188ZM224 186H225V185H224ZM224 186H223V188H224ZM99 187H100V186H99ZM103 187H104V186H103ZM165 187H166V186H165ZM183 187H184V186H183ZM215 187H216V186H215ZM215 187H214V188H215ZM88 188H89V187H88ZM97 188H98V187H97ZM196 188H197V187H196ZM198 188L201 189V187H198ZM204 188H206V187H204ZM210 188H211V187H210ZM227 188L229 189V187H227ZM227 188H226V189H227ZM230 188H231V187H230ZM207 189H208V187H207ZM221 189H222V187H221ZM176 190H177V189H176ZM208 190H210V189H208ZM212 190H213V189H212ZM187 191H188V190H187ZM206 191H207V190H206ZM223 191H224V190H223ZM76 192H77V191H76ZM89 192H90V191H87L88 194H89ZM108 192H109V191H108ZM193 192H194V191H193ZM193 192H192V193H193ZM198 192H199V191H198ZM215 192H216V191H215ZM215 192L213 191V193H211V191H210L211 194H215ZM78 193H79V191H78ZM87 193L85 192V195H86ZM182 193H183V192H182ZM205 193H207V192H204L203 194H205ZM210 193H209V194H210ZM222 193H223V192H222ZM81 194H82V193H81ZM96 194H97V192H96ZM198 194H199V193H198ZM211 194H210V195H211ZM217 194H218V193H217ZM69 195H70V194H69ZM79 195H80V193H79ZM83 195H84V192H83ZM184 195H185V194H184ZM210 195H208V196H210ZM220 195H221V194H219L218 197H219ZM81 196H82V195H81ZM86 196H87V195H86ZM100 196H101V195H100ZM181 196H182V195H181ZM181 196H179V197H181ZM190 196H191V195H190ZM206 196H207V195H206ZM206 196H204V197L206 198ZM67 197L69 198V196H67ZM89 197H90V196H89ZM89 197H88V199H89ZM94 197H95V196H94ZM94 197H93V198H94ZM194 197H195V196H194ZM210 197H211L212 200H213V197H212V196H210ZM214 197H215V196H214ZM73 198H74V197H73ZM78 198H80V197H78ZM96 198H97V197H96ZM102 198H103V197H102ZM151 198H152V197H151ZM190 198H191V197H190ZM197 198H198V197H197ZM197 198H196V199L194 198V199L197 200ZM208 198H209V197H208ZM216 198H217V197H216ZM71 199H72V198H71ZM75 199H77V198H75ZM88 199H87V200H88ZM90 199H91V198H90ZM94 199H95V198H94ZM182 199H183V198H182ZM191 199H192V198H191ZM218 199H219V198H218ZM67 200H68V199H67ZM189 200H190V199H189ZM198 200H199V199H198ZM204 200H205V199H204ZM204 200H203V201H204ZM206 200H207V199H206ZM263 200H264V199H263ZM69 201L71 202L72 200H69ZM75 201L77 202V200H75ZM79 201H80V200H79ZM92 201H93V199H92ZM96 201H97V200H96ZM184 201H185V200H184ZM191 201H192V200H191ZM215 201H216V200H215ZM218 201H219V200H218ZM218 201H217V202H218ZM84 202H85V201H84ZM201 202H202V201H201ZM210 202H211V200H210ZM210 202H209V203H210ZM212 202H213V201H212ZM212 202H211V204H212ZM71 203H72V202H71ZM77 203H79V202H77ZM184 203H185V202H184ZM186 203H187V201H186ZM193 203H195V202H193ZM196 203H197V202H196ZM214 203H215V202H214ZM85 204H86V203H85ZM91 204H92V203H91ZM188 204H189V203H188ZM74 205H75V204H74ZM192 205H193V204H192ZM192 205H191V206H192ZM195 205H196V204H195ZM203 205H204V202H203ZM203 205H202V207H203ZM216 205H217V203H216ZM263 205H264V203H263ZM81 206H82V205H81ZM186 206H187V205H186ZM205 206H206V205H205ZM209 206H210V205H209ZM84 207H85V206H84ZM194 207H195V206H194ZM211 207H212V206H210V208H211ZM196 208H197V207H196ZM198 208H199V207H198ZM212 208H213V207H212ZM183 209H184V208H183ZM193 209H194V208H193ZM207 210H208V209H207ZM211 210H212V209H211ZM211 210H210V211H211ZM263 210H264V209H263ZM190 211H191V210H190ZM190 211H189V212H190ZM203 211H204V210H203ZM187 212H188V211H187ZM187 212H186V213H187ZM192 212H193V211H192ZM197 212H198V211H196V216H197ZM207 212H208V211H207ZM194 213H195V211H194ZM199 213H201V212H199ZM202 213H203V212H202ZM209 213H210V212H208V214H209ZM212 213H213V212H212ZM212 213H210V214H212ZM216 213H217V211H216ZM187 214H188V213H187ZM190 214H191V213H190ZM203 214H204V213H203ZM205 214H206V213H205ZM188 215H189V214H188ZM190 216H192V215H190ZM190 216H189V217H190ZM203 216H204V215H203ZM211 216H212V215H210V217H211ZM187 218H188V217H187ZM190 218H192V217H190ZM203 218H204V217H203ZM205 218H206V217H205ZM208 218H209V217H208ZM211 218H212V217H211ZM197 219H198V218H197ZM83 224H84V223H83ZM121 237H122V236H121ZM77 240H78V239H77ZM81 240H82V239H81ZM88 240H89V239H88ZM90 240H91V238H90ZM69 241H70V240H69ZM94 241H96V240H94ZM94 241H93V242H94ZM98 241H99V239H98ZM102 241L104 242V243H102V248H103V250H104V251H103V253H104V258H103V260L101 261V264H122L123 250H122V248H121L122 245H120L122 242H121V243H117L118 241H112V240H105V241L102 240ZM102 241L100 240V242H102ZM121 241H122V240H121ZM74 242H75V241H74ZM83 242H84V241H83ZM88 242H89V241H88ZM91 242H92V241H91ZM77 243H78V242H77ZM79 243H80V241H79ZM81 243H82V241H81ZM98 243H99V242H98ZM66 244H67V243H66ZM86 244H88V243H86ZM89 244H90V243H89ZM64 245H65V244H64ZM71 245H72V244H71ZM71 245H70V243H69V246L72 248ZM77 245H78V244H77ZM99 245H100V244H99ZM99 245H98L97 247L100 248ZM67 246H68V245H67ZM69 246H68V248H69V250H70V247H69ZM88 246H89V245H88ZM92 246H93V245H92ZM92 246H91V247H92ZM65 247H66V246H65ZM79 247H80V246H79ZM79 247H78V248H79ZM68 248H67V249H68ZM73 248H74V247H73ZM83 248H84V246H83ZM123 248H124V247H123ZM75 249H76V247H75ZM81 249H82V248H81ZM89 249H90V247H89ZM76 250H77V249H76ZM65 251H66V249H65ZM71 251H72V254H73L74 251H73V250H71ZM83 251H84V250H82V252H83ZM93 251H94V250H93ZM126 251H127V250H126ZM68 252H69V251H68ZM77 252H79V251H77ZM63 253H64V252H63ZM83 253H85V252H83ZM83 253H81L80 255H82ZM86 253H87V252H86ZM89 253L92 254L90 251H89ZM89 253H88V254H89ZM98 253H99V252H98ZM135 253H136V252H135ZM93 254H94V253H93ZM85 255H86V254H85ZM73 256H77V254H76V255H73ZM83 256H84V254H83ZM87 256H88V255H87ZM64 257H65V254H64ZM77 257H78V256H77ZM65 258H66V257H65ZM65 258H64V259H65ZM70 258H71V257H70ZM75 258H76V257H75ZM75 258H74V259H75ZM81 258H82V257H81ZM83 258H84V257H83ZM85 258H86V257H85ZM96 258H97V257H96ZM68 259H69V258H68ZM71 259H72V258H71ZM79 259H80V258H79ZM89 260H92V259L90 258ZM89 260H88V261H89ZM131 260H133V259H131ZM72 261H74V260L72 259ZM75 261H76V263H77V260H75ZM99 262H100V261H99ZM67 263H68V262H67ZM88 264H89V262H88ZM91 264H92V262H91Z\"/></svg>",
  "mask_w": 264,
  "mask_h": 264
}]
</instances>
